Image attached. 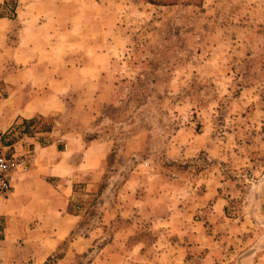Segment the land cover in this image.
Wrapping results in <instances>:
<instances>
[{
	"label": "rangeland",
	"instance_id": "1",
	"mask_svg": "<svg viewBox=\"0 0 264 264\" xmlns=\"http://www.w3.org/2000/svg\"><path fill=\"white\" fill-rule=\"evenodd\" d=\"M2 131L68 162L0 264H264V0H0Z\"/></svg>",
	"mask_w": 264,
	"mask_h": 264
},
{
	"label": "crops",
	"instance_id": "2",
	"mask_svg": "<svg viewBox=\"0 0 264 264\" xmlns=\"http://www.w3.org/2000/svg\"><path fill=\"white\" fill-rule=\"evenodd\" d=\"M27 109L28 107L26 106L22 107L19 110V112L14 116V118L11 121H9L6 127L2 130L8 129L12 124L20 123L21 120L30 119L32 115H27V114H31L27 112ZM29 139H30L29 137H23V138L21 137L19 140L16 139L14 143V148L19 153L30 151V149L32 151H35V157H34L35 163H33L31 168L29 167L30 170L28 169L25 173H22L14 177V181H13L14 189L12 190L11 193L15 194L19 190L26 189L29 187L33 188L36 186L37 182H39L43 189L40 192H38L37 190H32L30 193L33 194L36 198L45 197V198L52 199V201H58L60 195H62V186L61 184L57 186L51 183V181H49L47 177L43 175L44 173L46 175H49L52 173H50V171H44V169H42L41 166L39 165V162H40V157L44 153L48 151H54L57 157L54 161L53 167L60 168L62 166H66V162H68L67 161L68 159L67 157L63 155L64 150H62L57 143L56 144L49 143V144L44 145L39 140H33L34 146L30 144H24L23 141L29 140ZM87 151H88L87 148H84L85 156H86ZM83 164L84 162H79L78 164H74L75 170L81 171L80 168L83 166ZM52 176H56V175H52ZM60 180L61 179H59L58 181L60 182ZM70 190H73V188L71 187ZM0 195H3V194H0ZM3 197L5 196L3 195ZM26 198H28L29 200L31 199L29 197H26Z\"/></svg>",
	"mask_w": 264,
	"mask_h": 264
},
{
	"label": "built area",
	"instance_id": "3",
	"mask_svg": "<svg viewBox=\"0 0 264 264\" xmlns=\"http://www.w3.org/2000/svg\"><path fill=\"white\" fill-rule=\"evenodd\" d=\"M14 137L9 132H0V194L13 190L14 177L25 173L31 164L30 151L17 152Z\"/></svg>",
	"mask_w": 264,
	"mask_h": 264
},
{
	"label": "trees",
	"instance_id": "4",
	"mask_svg": "<svg viewBox=\"0 0 264 264\" xmlns=\"http://www.w3.org/2000/svg\"><path fill=\"white\" fill-rule=\"evenodd\" d=\"M146 1L153 3V4H156V5H172V4H176L179 2L198 3V2H201L202 0H146ZM68 210H69V212H73L72 211V202L69 203ZM49 259H52V258H49Z\"/></svg>",
	"mask_w": 264,
	"mask_h": 264
}]
</instances>
